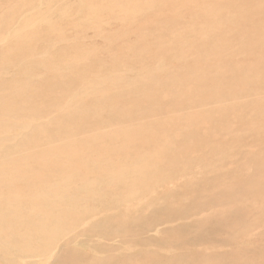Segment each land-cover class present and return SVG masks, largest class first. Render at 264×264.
I'll return each mask as SVG.
<instances>
[{
  "label": "rangeland",
  "instance_id": "obj_1",
  "mask_svg": "<svg viewBox=\"0 0 264 264\" xmlns=\"http://www.w3.org/2000/svg\"><path fill=\"white\" fill-rule=\"evenodd\" d=\"M113 1L0 0V264H264V0Z\"/></svg>",
  "mask_w": 264,
  "mask_h": 264
},
{
  "label": "bare ground",
  "instance_id": "obj_2",
  "mask_svg": "<svg viewBox=\"0 0 264 264\" xmlns=\"http://www.w3.org/2000/svg\"><path fill=\"white\" fill-rule=\"evenodd\" d=\"M93 1V0H92ZM116 1V0H115ZM115 1H113V2H115ZM117 3V2H116ZM93 5V4H92ZM96 5H97V3H96ZM101 6V5H100ZM105 6V5H104ZM126 6H124V8H125ZM106 8V7H105ZM127 8V7H126ZM129 9V8H128ZM137 12V14L139 13L138 11H136ZM41 13H42V11H41ZM47 13V12H46ZM142 13V12H141ZM140 13V14H141ZM34 15V14H33ZM105 15V14H104ZM41 17H43V16H41ZM127 19H129V18H127ZM132 20V19H131ZM131 20H128V21H131ZM105 22V21H104ZM37 24V23H36ZM73 38V37H72ZM87 38V37H86ZM63 39V38H62ZM69 45V44H68ZM97 46V45H96ZM68 48V47H67ZM65 51V50H64ZM145 69V68H144ZM141 71V70H140ZM149 71V70H148ZM123 73V72H122ZM19 104V103H18ZM104 122V121H103ZM119 134V133H118ZM105 138V137H104ZM92 163V162H91ZM197 166V165H196ZM89 167V166H88ZM122 167V166H121ZM104 173V172H103ZM134 187V186H133ZM46 188V187H45ZM142 190H143V188H141ZM140 192V191H139ZM70 193V192H69ZM56 194H58L57 192H56ZM51 195V194H50ZM63 195V194H62ZM50 197V196H49ZM64 197H66V196H64ZM67 198V197H66ZM4 201V200H3ZM7 203H9V202H7ZM72 209V208H71ZM6 210H8V207L6 208ZM9 211H11V210H9ZM7 217V216H6ZM3 218V217H2ZM34 225V224H33ZM33 225H32V227L31 228H34L35 227V225H34V227H33ZM20 226V225H19ZM18 229V228H17ZM51 229V228H50ZM58 229V228H57ZM18 230H20V229H18ZM53 231V230H52ZM51 231V232H52ZM59 231V230H58ZM1 233V232H0ZM58 233V232H57ZM56 238V237H55ZM0 240H1V238H0ZM52 240V239H51ZM79 242V241H78ZM23 244V243H22ZM23 247V246H22ZM124 262V261H123Z\"/></svg>",
  "mask_w": 264,
  "mask_h": 264
}]
</instances>
